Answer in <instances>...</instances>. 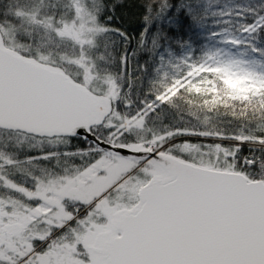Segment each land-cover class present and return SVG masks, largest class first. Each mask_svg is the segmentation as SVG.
Listing matches in <instances>:
<instances>
[{
	"label": "snow or ice",
	"instance_id": "obj_1",
	"mask_svg": "<svg viewBox=\"0 0 264 264\" xmlns=\"http://www.w3.org/2000/svg\"><path fill=\"white\" fill-rule=\"evenodd\" d=\"M130 2L0 0V264H264V0Z\"/></svg>",
	"mask_w": 264,
	"mask_h": 264
},
{
	"label": "trees",
	"instance_id": "obj_2",
	"mask_svg": "<svg viewBox=\"0 0 264 264\" xmlns=\"http://www.w3.org/2000/svg\"><path fill=\"white\" fill-rule=\"evenodd\" d=\"M117 11L118 13H123L120 21L117 23V26L124 28L132 36H139L140 30L145 26L144 23L139 20V16L143 9L138 7L135 0H131L130 3L125 4L122 7H118ZM193 32L198 33L199 37L195 40V45L203 46L207 42V32L200 28L193 29ZM181 39L192 42V37L188 33L183 34Z\"/></svg>",
	"mask_w": 264,
	"mask_h": 264
}]
</instances>
